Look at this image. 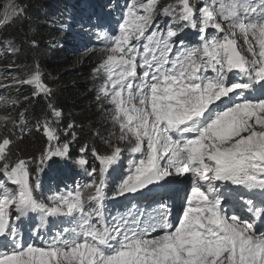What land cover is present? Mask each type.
Instances as JSON below:
<instances>
[{
    "label": "snow or ice",
    "instance_id": "6c2138e0",
    "mask_svg": "<svg viewBox=\"0 0 264 264\" xmlns=\"http://www.w3.org/2000/svg\"><path fill=\"white\" fill-rule=\"evenodd\" d=\"M87 31L118 135L74 154L39 66L16 80L45 98V143L22 155L26 126L0 133V264H264V0H129ZM56 161L90 182L45 192Z\"/></svg>",
    "mask_w": 264,
    "mask_h": 264
},
{
    "label": "trees",
    "instance_id": "16d2710c",
    "mask_svg": "<svg viewBox=\"0 0 264 264\" xmlns=\"http://www.w3.org/2000/svg\"><path fill=\"white\" fill-rule=\"evenodd\" d=\"M5 1L7 0H0V4ZM15 1L20 6L16 13L23 9V14L18 15V18L14 14L11 19L0 23V118H8L7 122L0 119V133L11 129L14 122L18 127L12 130L19 135V125H24L26 129L16 150L22 155H32L37 154L43 147L45 137L41 131L36 130V121L45 118V98L38 96L31 99L34 87L16 83L17 79H27L38 65L43 81L54 90L55 100L63 110L57 127L64 129L68 124L79 126V143L72 148L74 154L84 143L101 147L103 142L100 137H108L110 133L114 140L118 135V128L108 118V105L105 103L102 108L97 104L96 91L101 83L100 75H94L95 66H89L91 60L98 59L95 55L96 47L86 53L83 60L67 52V43L75 34L68 30L69 24L84 27L88 23L94 24L98 19L106 22L110 19L103 14L94 17L101 9L100 6L95 8L99 0ZM100 1L102 5L108 3V0ZM119 1L121 9L122 4L129 2ZM174 2L175 0H160L161 4ZM111 7V4H107L108 11ZM166 21L170 22L169 18H165L164 22ZM75 39L73 45L78 47L77 50L86 52L88 46L97 41L98 37L87 40L83 32H77ZM5 41L12 42L15 51L4 49L1 43ZM10 75L12 79L7 81ZM25 97L30 99L26 101ZM127 159L128 154L124 153V162L113 173L114 177L118 178L125 171ZM89 160L91 161V157ZM60 164V161H56L51 169H46L41 174V184L45 192L54 186L75 188L77 177L80 181L83 180L82 184L90 182L91 177L80 169L70 170ZM84 194L87 197L89 192L86 190Z\"/></svg>",
    "mask_w": 264,
    "mask_h": 264
},
{
    "label": "rangeland",
    "instance_id": "374dc122",
    "mask_svg": "<svg viewBox=\"0 0 264 264\" xmlns=\"http://www.w3.org/2000/svg\"><path fill=\"white\" fill-rule=\"evenodd\" d=\"M147 2V1H145ZM98 6L102 5V2L99 0L97 2ZM103 7V6H102ZM101 7V9H103ZM0 23H3L9 19H11L13 16H14V12L13 10L15 9L16 11H18V9L20 8V6L16 3L15 0H7L3 3L0 4ZM74 25H69L68 28L69 30H72L75 32V34H73L71 36V39L69 40V42L67 43V52H69V54H74L76 55L77 57H81L80 59L83 60V56L86 55V53L94 50V48L96 47V56L98 57L97 60H91L89 62V66L92 67V66H96L103 58H104V55L105 53L103 52V47H102V44L98 42V39L97 41L95 42H92L89 46H88V49L87 51H83V50H77L78 47H75L73 45V41H76L75 37L77 35V32H83V36H85L86 38H88L87 40H92L95 38L94 35H92V32H88L87 29L91 28L92 25L91 23H88L87 25H85L84 27H80V28H77L74 26ZM1 46L4 48V49H8L9 51H15V48L13 47V43L10 42V41H5V42H2L1 43ZM88 63V62H87ZM2 72V71H1ZM11 73V72H10ZM31 74L28 75V77L30 76ZM27 77V78H28ZM12 79V75H10L9 77H7V81L8 80H11ZM100 82H101V77H100ZM108 107L110 108V106L108 105ZM123 163V159L122 161L120 162V164ZM120 164L117 166V168L120 166ZM117 171V170H116ZM0 179H3V176L0 178Z\"/></svg>",
    "mask_w": 264,
    "mask_h": 264
},
{
    "label": "bare ground",
    "instance_id": "6f19581e",
    "mask_svg": "<svg viewBox=\"0 0 264 264\" xmlns=\"http://www.w3.org/2000/svg\"><path fill=\"white\" fill-rule=\"evenodd\" d=\"M98 4V3H97ZM98 7V5L95 6V8ZM104 7V6H103Z\"/></svg>",
    "mask_w": 264,
    "mask_h": 264
}]
</instances>
